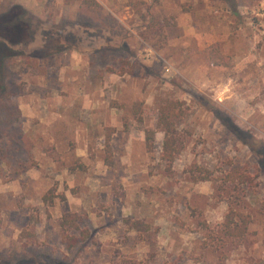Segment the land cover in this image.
<instances>
[{"label": "rangeland", "instance_id": "rangeland-1", "mask_svg": "<svg viewBox=\"0 0 264 264\" xmlns=\"http://www.w3.org/2000/svg\"><path fill=\"white\" fill-rule=\"evenodd\" d=\"M97 1L117 25L61 28L82 0H0L36 31L0 76V107L20 110L0 117V264H264V166L233 129L264 143V0ZM46 31L74 42L34 56ZM123 41L135 74L96 59ZM167 98L184 110L172 165L158 125ZM235 167L250 179L230 180ZM232 209L251 217L242 238L225 232ZM65 212L91 233L72 250Z\"/></svg>", "mask_w": 264, "mask_h": 264}, {"label": "trees", "instance_id": "trees-1", "mask_svg": "<svg viewBox=\"0 0 264 264\" xmlns=\"http://www.w3.org/2000/svg\"><path fill=\"white\" fill-rule=\"evenodd\" d=\"M237 6V4H236ZM78 21L64 20L62 27L64 30L67 27H74L80 25L81 27H97L102 29L106 24L117 25L119 22L113 15L107 18L103 16V6L97 0H82V6ZM58 31H46L45 43L33 50L31 53L35 56H52L54 52H60L67 46L70 47L74 42V35L68 33L71 39L60 40L58 38ZM67 36V37H68ZM36 39V31L33 29L32 20L29 12L22 6H13L6 8L0 12V76L3 75L7 68L9 60L16 55L26 58L27 49ZM130 51L126 41H123L117 47H100L96 54V59L105 61L107 58L112 59L115 66L121 70V74L131 73L135 74V66H142L138 61L131 62L129 56L125 53ZM130 66V67H129ZM110 70H114L111 67ZM0 117H19L20 110L17 106L15 108L8 106L6 103L1 105ZM184 117V110L182 103L175 99H163L158 115V125L164 130V142L162 157L169 165H172L179 153V136L178 126ZM234 131L245 138L246 142L254 149H257V154L261 156L260 160L264 166V143H259L252 135L242 132L238 127H233ZM245 135V136H244ZM154 134L151 130L146 131V145L149 151L154 148L153 145ZM256 143H259L256 145ZM1 151V147H0ZM106 162L109 165L114 163L113 150L110 144V137L106 141ZM230 180H249L248 175L242 168L235 167L229 173ZM239 218V220L237 219ZM83 216L78 212H65L60 219V228L62 241L66 248L72 250L75 247L82 245L83 242L91 237L89 229L81 227ZM132 228L138 230H148L149 225L141 220H127ZM251 217L247 214L240 213L232 209L225 221V232L233 238H242L246 235ZM53 264H63L55 263Z\"/></svg>", "mask_w": 264, "mask_h": 264}]
</instances>
